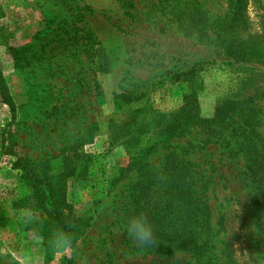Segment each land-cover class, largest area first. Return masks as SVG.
Listing matches in <instances>:
<instances>
[{"label": "rangeland", "instance_id": "obj_1", "mask_svg": "<svg viewBox=\"0 0 264 264\" xmlns=\"http://www.w3.org/2000/svg\"><path fill=\"white\" fill-rule=\"evenodd\" d=\"M178 1L210 23L229 13L230 0ZM166 3L0 0L15 104L0 98V264H264V0L242 1L256 60L183 35ZM192 92L197 115L179 127L109 144V119L177 110ZM151 173L165 179L148 193L158 242L140 248L124 226L138 207L147 214ZM57 227L74 248L49 247Z\"/></svg>", "mask_w": 264, "mask_h": 264}, {"label": "trees", "instance_id": "obj_2", "mask_svg": "<svg viewBox=\"0 0 264 264\" xmlns=\"http://www.w3.org/2000/svg\"><path fill=\"white\" fill-rule=\"evenodd\" d=\"M173 1L174 0H166V6H163V8H166V12L170 15L171 20L176 23V29H178L183 35L193 36L201 43H213L219 47H222L226 53L236 54L244 60H256L251 57L245 56V49L254 48V46L256 45L255 41L251 40L252 36H250V34H247L245 28L242 27L243 0H230L229 13L224 18L214 19L213 21H211V23L207 17L199 13V10L194 7V4ZM244 34L246 35V37H244ZM0 98L9 106L11 112L14 113L15 104L9 93L5 78L2 75L1 71ZM184 98L185 104L177 110L158 112L151 107H147L146 115L144 108L139 109L140 111L138 115H135L134 112L131 113L130 117L127 119V122L124 124L117 123L115 119H109L107 123V127L109 129V144L113 145L117 142L120 144H125V146H130L138 142L140 140V134L145 130L149 131V129L152 128V125H155L162 131H168L179 127L184 123V121L189 120L193 115H197V112L194 111V109H196L195 103L197 101L195 93L192 92L189 95H185ZM249 117L250 116H247V118L244 120V123L248 127L249 131L254 132V122L249 121ZM253 140V138H250V142H253ZM257 154L259 156V161H257L256 163L259 166H263V154L258 152ZM190 165L191 164H189V166ZM188 173L191 172L186 170L185 173L181 177H179V179L177 178L174 181V185L170 189H173L175 195H177L176 192H178V190H181L183 188L184 184L182 183V178L184 179L185 175ZM151 174L153 177H147V184L145 185V189H147V215H149V213L151 212L149 204H151L150 200L152 199L151 195H149L148 193L158 192L160 195L165 184V179H163V177H159L156 173ZM200 195L201 196H199V201L202 200V194ZM200 202L205 203L204 200L203 202ZM141 211L142 207H138L137 212ZM165 212L168 211L165 210ZM158 214H161V209L158 210ZM166 214L167 213H165V215ZM186 215L187 213H184V219H186ZM184 224L185 225H182L183 229L181 230L183 237L190 233L192 230V228H187L186 223ZM200 234H202L201 228L198 231L194 230L192 239H196ZM186 242H189V240ZM173 246L174 245H170L169 250H171Z\"/></svg>", "mask_w": 264, "mask_h": 264}, {"label": "clouds", "instance_id": "obj_3", "mask_svg": "<svg viewBox=\"0 0 264 264\" xmlns=\"http://www.w3.org/2000/svg\"><path fill=\"white\" fill-rule=\"evenodd\" d=\"M124 227L128 238L140 248H148L158 242L154 226L143 211L130 215ZM48 243L54 251H67L75 247L76 238L71 229L57 227L50 234Z\"/></svg>", "mask_w": 264, "mask_h": 264}]
</instances>
